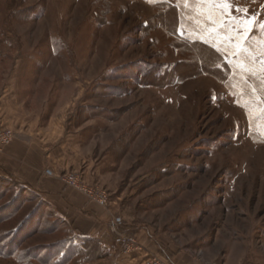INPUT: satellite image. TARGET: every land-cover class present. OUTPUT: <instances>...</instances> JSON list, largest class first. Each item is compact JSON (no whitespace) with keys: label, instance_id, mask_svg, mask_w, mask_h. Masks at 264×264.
<instances>
[{"label":"rangeland","instance_id":"rangeland-1","mask_svg":"<svg viewBox=\"0 0 264 264\" xmlns=\"http://www.w3.org/2000/svg\"><path fill=\"white\" fill-rule=\"evenodd\" d=\"M6 134L0 264H76L68 219L99 234L111 213L172 264H264V0H0ZM109 238L85 262L150 264Z\"/></svg>","mask_w":264,"mask_h":264},{"label":"built area","instance_id":"built-area-1","mask_svg":"<svg viewBox=\"0 0 264 264\" xmlns=\"http://www.w3.org/2000/svg\"><path fill=\"white\" fill-rule=\"evenodd\" d=\"M10 138V134L0 135L1 143H8ZM46 174L49 176H54L51 170H48ZM60 179L64 184H66V186L83 192L85 195H87L91 202L97 204L98 206L104 209H108L110 207L111 196L105 189L96 186L89 187L82 185L80 176L75 173L62 175L60 176ZM108 227L114 237V244L116 246H120L122 255L132 254L133 252H147L149 255L152 254L151 258L149 259L150 264H172L167 262L158 254L149 252L147 248L142 246L138 242L136 236L131 235L125 228V220L120 215L111 213Z\"/></svg>","mask_w":264,"mask_h":264},{"label":"crops","instance_id":"crops-1","mask_svg":"<svg viewBox=\"0 0 264 264\" xmlns=\"http://www.w3.org/2000/svg\"><path fill=\"white\" fill-rule=\"evenodd\" d=\"M23 145H27V146H29V144L28 143H25V144H23ZM29 151V150H28ZM29 165H30V162H29ZM33 166V167H32ZM31 167H32V170H33V172H31V174H30V178H33V179H35V180H37L38 182L36 183V184H38V185H42V186H40V189L42 188V189H44L43 188V184L41 183L42 181H41V179L43 180L44 178H43V176H42V171H43V166H40V165H35L34 166V164H31ZM27 169H30V166H27ZM14 174V173H13ZM15 175V174H14ZM16 176V175H15ZM16 177H18V176H16ZM27 186H31V187H34V188H36V186H34L33 185V183L31 182H27V181H25L24 182ZM40 193L39 194H41V193H43V195L44 194H46V192H43L42 190H38ZM63 191V194H65L68 190L66 189V190H62ZM49 193V192H48ZM48 195V194H47ZM63 199V198H62ZM58 208H60V207H58ZM78 211H80V212H84V210H83V208L81 207V206H77V208H76ZM91 211V210H90ZM88 214H89V216H90V219H91V221L93 222V223H98V224H100V222H101V220H100V217H99V213H95V212H92L91 214L88 212ZM68 221H69V223L74 227V230H75V234L79 237V239H81V240H83V241H85V242H87V244L89 243V242H91V241H93V239H96L97 240V242H95V243H98V247L100 246L101 248H102V246L106 249H104V250H102V252H103V254H99V253H97L96 255H93V252H91L89 249V247H88V245L87 244H83V246H82V248H81V252L80 253H78L77 255H74V258H73V260H75V262H76V264H89V263H87V262H85V261H87V258H93V259H97L98 260V258H101V259H107L108 258V256H110L109 254H111L112 253V248H113V246H111L112 244H108V242H109V240H111L110 238H109V236H113V235H111V232H110V230H109V227H108V230L107 231H102L101 233H97V231H94V230H92V231H89V232H81V230H79V228L76 226V224H74L75 223V221H73V220H70V218L68 219ZM108 226V225H107ZM97 233V234H96ZM114 238V237H113ZM89 240H91V241H89ZM95 240V241H96ZM105 244H104V243ZM99 252V251H98ZM184 256V255H183ZM183 256H181V257H183ZM100 259V260H101ZM180 262L181 263H183L181 260H180ZM92 264H111V263H109V261L108 260H101V261H99V262H94V263H92Z\"/></svg>","mask_w":264,"mask_h":264},{"label":"trees","instance_id":"trees-1","mask_svg":"<svg viewBox=\"0 0 264 264\" xmlns=\"http://www.w3.org/2000/svg\"><path fill=\"white\" fill-rule=\"evenodd\" d=\"M43 203V202H42ZM45 203V202H44ZM38 209V208H37ZM36 214V210L34 211V213H33V215H35ZM32 215V216H33ZM32 216H30V217H32ZM29 217V218H30ZM28 218V219H29ZM89 241H91V240H89ZM88 242V241H87ZM87 242H85L84 241V243L85 244H87ZM92 244V241L91 242H89L87 245H88V247L90 248V251H93V246H95L94 244H95V242H94V244L93 245H91ZM97 246H98V244H96ZM81 251L79 250H75L71 245L70 246H68L67 247V250H65L64 251V253L62 254V258H60L61 260H63V259H65L66 260V262H69V260L70 261H72L73 260V258H74V255H77L78 253H80ZM94 252V251H93ZM51 261V260H50Z\"/></svg>","mask_w":264,"mask_h":264},{"label":"snow or ice","instance_id":"snow-or-ice-1","mask_svg":"<svg viewBox=\"0 0 264 264\" xmlns=\"http://www.w3.org/2000/svg\"><path fill=\"white\" fill-rule=\"evenodd\" d=\"M209 2H211V0H209Z\"/></svg>","mask_w":264,"mask_h":264}]
</instances>
